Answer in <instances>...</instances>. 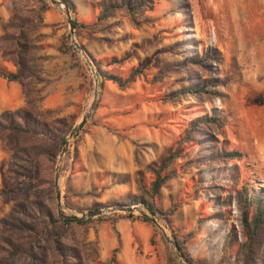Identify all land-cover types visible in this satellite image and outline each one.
<instances>
[{
    "label": "rangeland",
    "instance_id": "rangeland-1",
    "mask_svg": "<svg viewBox=\"0 0 264 264\" xmlns=\"http://www.w3.org/2000/svg\"><path fill=\"white\" fill-rule=\"evenodd\" d=\"M40 1L45 3V10L27 30L31 77L24 84L31 92L29 109L46 122L61 120L62 124H52L50 136H64L65 141L87 112L96 91L92 111L67 141L59 160L58 150L54 164L45 173L49 182L41 197L47 199L59 217L79 216L99 205L104 206L97 209L110 206V202L91 203V192L87 191L84 205L74 207L67 201L65 186L77 164V146L83 136L87 152L97 150L98 146L102 151L103 138L108 137L112 149L120 143L127 144L133 166L157 168L175 148L176 140L191 120L201 116L219 118V134L200 126L199 132L179 145L175 152L178 157L167 163L164 173L174 174L158 190L159 198H154V204L162 212L172 206L178 208L166 219H154L163 234L146 222L152 232L144 256L147 260L152 258L153 264H184L166 236L176 243L190 264H237L244 229L234 194L240 186L250 188L249 191L264 187V0H154L151 10L136 18L137 25L130 24L120 11L95 22L100 0H68L73 12L67 10L75 22L73 39L87 57H126L120 65L105 67L119 77L126 76L134 67H143L142 77L123 90L109 81L98 86L93 64L88 66L70 43L63 12L47 0ZM39 6V0H0V35L16 10L24 14L38 10ZM200 54H208L211 59L200 67L190 65V57ZM0 70L12 71L13 66L0 57ZM202 79L210 81V95L159 101ZM2 82L0 112L25 106L24 87L16 82ZM209 132L216 141L204 145L206 149H198L196 141ZM210 145L237 150L242 157L223 164L199 165L197 158ZM72 148L76 150L75 159ZM9 154L0 143V190L7 185L3 173ZM55 169L58 203L53 181ZM150 178L145 170L144 185ZM136 191L132 196L139 194L137 188ZM215 196L224 203L214 207ZM12 203L3 204L0 200V218L9 212ZM141 210L145 212L142 207ZM126 214L114 212L89 218L82 225H71L70 238L80 250L83 264H111L115 253L113 250L107 260L98 261L96 246L86 238V225L97 218ZM129 214L133 216L129 219L139 216L137 212Z\"/></svg>",
    "mask_w": 264,
    "mask_h": 264
},
{
    "label": "trees",
    "instance_id": "trees-1",
    "mask_svg": "<svg viewBox=\"0 0 264 264\" xmlns=\"http://www.w3.org/2000/svg\"><path fill=\"white\" fill-rule=\"evenodd\" d=\"M38 10H29L24 14L15 11L8 18L4 32L0 35V57L13 66L12 71L0 70V78L6 82H16L24 90L25 106L13 110L0 112V143L10 151L3 177L6 182L0 190V200L3 204L13 201L9 212L0 218V264H83L80 250L72 243L71 225L85 224L89 219H70L57 216L41 197V192L49 180L45 173L54 164L56 154L64 142V136L54 138L50 136L52 124L63 122L54 119L46 122L39 115L29 109L31 92L25 88L24 81L31 77L27 61L29 43L27 30L40 20V13L45 10V3L40 1ZM64 6L73 12L71 3L63 0ZM154 0H100L97 5L95 22L120 11L123 12L130 24L137 25L136 18L143 11H150ZM72 25L75 22L72 19ZM95 69L98 86L103 81L113 83L119 90L126 89L134 80L142 77L143 67L132 68L124 77L113 75L105 67L120 65L126 60L123 58L93 59L88 56ZM211 57L208 54L190 57L189 64L200 67L207 63ZM210 81L202 79L181 88L174 95L162 97L161 102H169L180 97L189 96L198 99L200 96L210 95ZM200 126L211 129L219 134L222 122L216 117L201 116L191 120L183 134L176 140L175 148L154 168L147 166L146 171L151 176L144 185L140 173L135 175L137 196L128 198L123 203L110 202L109 205H134L139 204L151 218L166 219L178 206H172L166 212L159 210L154 204V198L165 181L174 173H164L167 163L177 158L175 153L179 145L190 138L192 133H197ZM68 129H66V133ZM206 137L196 141L198 149H206L204 145L214 143L216 140L206 133ZM209 147V146H208ZM197 158L199 165L221 163L239 159L242 154L237 150H226L223 147L210 145L208 150ZM68 151L65 150V154ZM72 158L76 157V150L72 148ZM182 167V166H181ZM250 189V188H249ZM240 186L234 194V199L240 207V224L244 229V240L239 244V259L237 264H264V187L253 191ZM224 202H218L214 197V207ZM99 205L92 210L103 207ZM97 218L114 223L117 218ZM123 217L132 218L131 214ZM142 222H148L144 216H135ZM151 242V239H150ZM229 244L228 242L226 245ZM225 249V248H224ZM95 256V251H93ZM108 264V263H103Z\"/></svg>",
    "mask_w": 264,
    "mask_h": 264
},
{
    "label": "crops",
    "instance_id": "crops-1",
    "mask_svg": "<svg viewBox=\"0 0 264 264\" xmlns=\"http://www.w3.org/2000/svg\"><path fill=\"white\" fill-rule=\"evenodd\" d=\"M1 85L4 84L0 79ZM11 87L15 90L16 85L12 83ZM0 95L3 96L4 92ZM111 142L110 138L104 137V149L101 151L98 146L97 150L89 149L88 153L84 149L82 137L77 146V164L73 166L65 186L67 201L72 206L84 205L86 191L91 192V203L119 202L136 194L135 175L140 173L144 177L146 166H133L132 153L126 143H120L112 149ZM113 163L114 166L111 165ZM92 188L96 191H91ZM86 226V238L96 246L98 261L107 260L114 250V261L111 264H153L152 258L147 260L144 256L149 249L148 238L152 232L148 223L120 217L114 223L92 220Z\"/></svg>",
    "mask_w": 264,
    "mask_h": 264
},
{
    "label": "water",
    "instance_id": "water-1",
    "mask_svg": "<svg viewBox=\"0 0 264 264\" xmlns=\"http://www.w3.org/2000/svg\"><path fill=\"white\" fill-rule=\"evenodd\" d=\"M49 3H51L52 5L58 7V6H62V12L67 20V25H68V35H69V39H70V43L73 46V48L78 51L82 57L84 58L85 62L87 63L88 66H92L91 61L88 59V57L84 54V52L80 49V47L76 44V42L73 39V25H72V20L70 18V15L68 13L67 8L64 6V4L61 1L58 0H47ZM97 84V80L94 79V85ZM96 98V91L93 93V101L91 102L87 112L85 114L82 115V117L80 118L79 122L71 129V131L68 133L65 141L62 144V147L60 148L59 154H58V160L60 158V156L63 154L64 149H65V145L67 144V141L76 133V131L80 128V126L84 123V121L86 120V118L88 117V115L90 114V112L93 109L94 106V101ZM54 192H55V200L56 203L59 202V196H58V191H57V174H56V169H55V173H54ZM114 212H121V213H132V212H137L139 216H144L145 218H147V220L152 223L160 232H162L163 234V230L162 228L155 222V220L153 218H151V216L145 212H143L141 210V206L140 205H121V204H116V205H112L109 206L108 208H104V209H97V210H92V211H86V212H82L79 214V216H74V215H65L62 216L60 215V217L63 218H70V219H80V220H86L89 218H95V217H101L105 214H109V213H114ZM165 239L172 245V247L174 248L175 254L178 256V258L184 263V264H190V262H188L179 252V249L176 245V243L172 240H170L168 237L165 236Z\"/></svg>",
    "mask_w": 264,
    "mask_h": 264
},
{
    "label": "bare ground",
    "instance_id": "bare-ground-1",
    "mask_svg": "<svg viewBox=\"0 0 264 264\" xmlns=\"http://www.w3.org/2000/svg\"><path fill=\"white\" fill-rule=\"evenodd\" d=\"M58 8H59L60 10H62V6H58Z\"/></svg>",
    "mask_w": 264,
    "mask_h": 264
}]
</instances>
